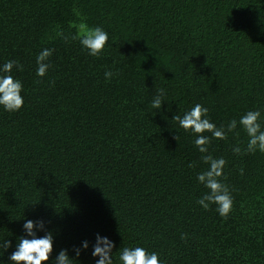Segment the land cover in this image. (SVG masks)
Here are the masks:
<instances>
[{"label": "trees", "instance_id": "trees-1", "mask_svg": "<svg viewBox=\"0 0 264 264\" xmlns=\"http://www.w3.org/2000/svg\"><path fill=\"white\" fill-rule=\"evenodd\" d=\"M74 9L109 32L99 58L72 39ZM9 59L23 65L25 105L0 111V238L15 243L26 216L57 232L54 254L88 239L83 264L97 232L115 242V264L136 245L164 264H264V153L234 155L243 132L212 140L233 189L222 219L196 204L206 165L172 120L196 103L217 126L264 109V0H0V63Z\"/></svg>", "mask_w": 264, "mask_h": 264}, {"label": "clouds", "instance_id": "clouds-1", "mask_svg": "<svg viewBox=\"0 0 264 264\" xmlns=\"http://www.w3.org/2000/svg\"><path fill=\"white\" fill-rule=\"evenodd\" d=\"M73 14L81 18L74 40L79 41L80 49L87 56L99 58L110 42L109 32L99 26H88L78 10ZM56 37L64 38V33L57 30ZM53 49L43 48L35 56V76L44 78L50 67V57ZM23 70V65L18 60L9 59L0 63V111L18 113L25 105L24 85L15 72ZM114 73H104L105 80H111ZM164 90H159L151 101L154 110L161 109L165 103L162 97ZM264 109L257 106L244 111L238 118L230 119L226 124L217 126L209 118V109L196 103L186 110L183 115H174L177 128L193 137V146L201 154L200 160L206 167L196 174L197 183L204 189L196 204L204 211L214 210L219 217L227 219L233 211V189L226 183L224 172L227 164L223 156L216 157L209 152L212 140L223 141L229 134L239 136L243 132L246 142L236 144L231 151L234 155H255L264 153V120H261ZM239 129V131H238ZM208 133L210 135H206ZM178 139V135L175 137ZM243 175V169L240 170ZM214 206V208H213ZM43 217V216H42ZM21 224V233L15 236V243L8 237L0 238V264H83L81 257L88 253L90 241L81 240L79 246L73 245L74 254H69V248H60L54 254V244L57 232L45 227V219L33 220L24 216ZM51 225V221L47 219ZM40 233H43L41 235ZM183 239V237H182ZM115 242L99 232L94 234L91 243L90 256L93 264H115L113 249ZM118 264H164L160 254L150 251L142 245L120 247ZM7 259H4V257Z\"/></svg>", "mask_w": 264, "mask_h": 264}]
</instances>
